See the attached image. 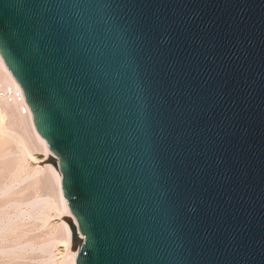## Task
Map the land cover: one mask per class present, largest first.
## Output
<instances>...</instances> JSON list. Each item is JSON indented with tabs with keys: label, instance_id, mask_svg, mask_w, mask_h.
Returning <instances> with one entry per match:
<instances>
[{
	"label": "water",
	"instance_id": "95a60500",
	"mask_svg": "<svg viewBox=\"0 0 264 264\" xmlns=\"http://www.w3.org/2000/svg\"><path fill=\"white\" fill-rule=\"evenodd\" d=\"M0 47L78 264H264V0H0Z\"/></svg>",
	"mask_w": 264,
	"mask_h": 264
},
{
	"label": "rangeland",
	"instance_id": "374dc122",
	"mask_svg": "<svg viewBox=\"0 0 264 264\" xmlns=\"http://www.w3.org/2000/svg\"><path fill=\"white\" fill-rule=\"evenodd\" d=\"M0 55L3 57L1 47ZM1 64L0 264H71L73 251L69 250L72 245H69L65 220L57 217L59 212L65 215L58 184L45 166L53 163L37 165L27 154L26 149L35 160H47L27 114H22L20 104L17 106L5 95L11 86L5 80ZM31 111L34 112L32 107ZM46 144L52 151L47 141ZM52 154L59 157L60 165L63 154ZM61 172L58 171L63 186ZM53 208H58V212ZM82 247L83 238H80L77 256Z\"/></svg>",
	"mask_w": 264,
	"mask_h": 264
},
{
	"label": "bare ground",
	"instance_id": "6f19581e",
	"mask_svg": "<svg viewBox=\"0 0 264 264\" xmlns=\"http://www.w3.org/2000/svg\"><path fill=\"white\" fill-rule=\"evenodd\" d=\"M0 58H1V63H2V64L0 63L1 64V68H2V70L5 73V80L7 81V83H9L12 88H15V89H19L20 88L21 89V86H20L19 82L17 81V79L15 78V76L13 75L11 70L9 69V67H8L7 63L4 61L3 57H0ZM15 103H17L16 104L17 106L19 105L18 102H15ZM27 117H28V119L30 121L31 127L33 128V131H34V134L36 136V139L41 144L42 149L46 153L47 159L50 158V153L49 152H51V153H53V152L50 151V149H48L46 141L44 140V137L39 132V130H38L37 126H36L34 114L32 113L31 108L27 112ZM45 166H46V168L51 170L52 176H53L54 180L57 182L56 184H58V190H59L58 193H59V196H60L62 209H63L64 214L68 215L70 211L68 210V206H67V203H66V199L67 198H65L66 197L65 192L63 193L64 186H62V184H61L60 174L58 173V171L59 172L62 171V170H60V165H58V170L55 167V165H53V164H46ZM61 173H63V171ZM64 222H65V230H66V233H67L68 241L70 242V243L69 242L68 243H69V245H72V229L70 227V224L67 221H64ZM66 245H68V244H66ZM78 248L76 249V253L74 254V252H73L72 256L70 257L71 258L70 259L71 264H78L77 263Z\"/></svg>",
	"mask_w": 264,
	"mask_h": 264
},
{
	"label": "built area",
	"instance_id": "2783aa9c",
	"mask_svg": "<svg viewBox=\"0 0 264 264\" xmlns=\"http://www.w3.org/2000/svg\"><path fill=\"white\" fill-rule=\"evenodd\" d=\"M5 95L9 98L10 101L18 102L20 104L22 114H27L30 107L27 104L25 94H24L22 88L21 89L20 88L15 89V88L10 87V88L5 90Z\"/></svg>",
	"mask_w": 264,
	"mask_h": 264
}]
</instances>
